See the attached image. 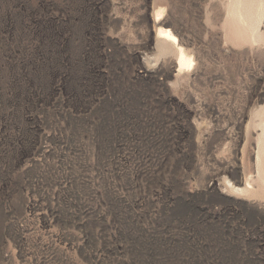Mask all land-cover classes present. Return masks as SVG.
<instances>
[{
	"label": "rangeland",
	"instance_id": "rangeland-1",
	"mask_svg": "<svg viewBox=\"0 0 264 264\" xmlns=\"http://www.w3.org/2000/svg\"><path fill=\"white\" fill-rule=\"evenodd\" d=\"M0 264H264V0H0Z\"/></svg>",
	"mask_w": 264,
	"mask_h": 264
},
{
	"label": "bare ground",
	"instance_id": "bare-ground-1",
	"mask_svg": "<svg viewBox=\"0 0 264 264\" xmlns=\"http://www.w3.org/2000/svg\"><path fill=\"white\" fill-rule=\"evenodd\" d=\"M162 12L163 10L158 9L154 12V20L158 21L162 17ZM156 36L157 38L164 39L166 41H170L173 46L176 47V64H177V70L180 71L183 68L189 67L192 63V58L190 55H188L183 47L179 44L177 41V37L175 34L171 32L168 28H162L159 27L156 31ZM249 179V178H248ZM230 183V182H229ZM246 188H252L250 181H246L245 183ZM232 187V186H231ZM234 189L241 190L242 188L240 187H233Z\"/></svg>",
	"mask_w": 264,
	"mask_h": 264
}]
</instances>
